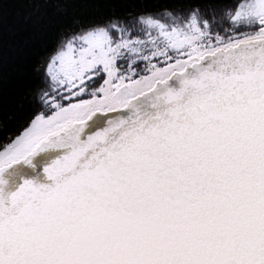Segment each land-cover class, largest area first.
<instances>
[{
    "label": "snow or ice",
    "instance_id": "1",
    "mask_svg": "<svg viewBox=\"0 0 264 264\" xmlns=\"http://www.w3.org/2000/svg\"><path fill=\"white\" fill-rule=\"evenodd\" d=\"M50 28L0 72V264H264V0H0V70Z\"/></svg>",
    "mask_w": 264,
    "mask_h": 264
},
{
    "label": "trees",
    "instance_id": "2",
    "mask_svg": "<svg viewBox=\"0 0 264 264\" xmlns=\"http://www.w3.org/2000/svg\"><path fill=\"white\" fill-rule=\"evenodd\" d=\"M16 14V9L12 8L7 13V19L11 20ZM23 35H29L28 32ZM58 36V28H50L46 31L36 29L34 32V41L30 40L28 44H22L23 51L17 55L16 60L11 66L6 62L5 68L0 70L7 71L10 78L18 81L20 87L27 86L29 81H34L33 67L39 63L41 59L49 55V51L56 47V38ZM15 40V37H9ZM4 55L7 56V47L5 46ZM33 86L34 82H33ZM23 124H17L13 121H4L0 125V145L13 138L22 130Z\"/></svg>",
    "mask_w": 264,
    "mask_h": 264
},
{
    "label": "water",
    "instance_id": "3",
    "mask_svg": "<svg viewBox=\"0 0 264 264\" xmlns=\"http://www.w3.org/2000/svg\"><path fill=\"white\" fill-rule=\"evenodd\" d=\"M47 156L45 154H37L33 157L36 168L25 167L22 164L10 168L6 174L7 184L4 186L6 193L15 191L24 179H38L39 182H44L42 174V166L46 162Z\"/></svg>",
    "mask_w": 264,
    "mask_h": 264
}]
</instances>
